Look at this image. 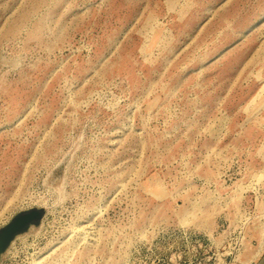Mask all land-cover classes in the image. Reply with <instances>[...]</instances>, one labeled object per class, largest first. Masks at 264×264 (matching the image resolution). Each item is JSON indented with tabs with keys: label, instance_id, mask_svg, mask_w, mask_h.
Here are the masks:
<instances>
[{
	"label": "rangeland",
	"instance_id": "rangeland-1",
	"mask_svg": "<svg viewBox=\"0 0 264 264\" xmlns=\"http://www.w3.org/2000/svg\"><path fill=\"white\" fill-rule=\"evenodd\" d=\"M263 250L264 0H0V264Z\"/></svg>",
	"mask_w": 264,
	"mask_h": 264
},
{
	"label": "crops",
	"instance_id": "crops-1",
	"mask_svg": "<svg viewBox=\"0 0 264 264\" xmlns=\"http://www.w3.org/2000/svg\"><path fill=\"white\" fill-rule=\"evenodd\" d=\"M249 264H264V250L256 259L251 260Z\"/></svg>",
	"mask_w": 264,
	"mask_h": 264
}]
</instances>
